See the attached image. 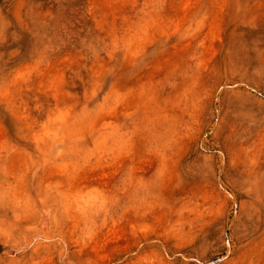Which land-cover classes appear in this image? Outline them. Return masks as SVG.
<instances>
[{
  "label": "rangeland",
  "instance_id": "1",
  "mask_svg": "<svg viewBox=\"0 0 264 264\" xmlns=\"http://www.w3.org/2000/svg\"><path fill=\"white\" fill-rule=\"evenodd\" d=\"M67 1L0 0V264H264V0Z\"/></svg>",
  "mask_w": 264,
  "mask_h": 264
},
{
  "label": "trees",
  "instance_id": "2",
  "mask_svg": "<svg viewBox=\"0 0 264 264\" xmlns=\"http://www.w3.org/2000/svg\"><path fill=\"white\" fill-rule=\"evenodd\" d=\"M40 1H49L52 0H40ZM83 0H68V5H65L64 3L61 4L60 7H58L57 3H53L54 11L52 17L49 19H46L41 23V25L45 26V28L48 31H53L56 28H59V26L54 25V23H63L65 20V23H68L69 26H67V29L71 31L70 38L72 40H76V34L81 35L83 32L86 31L88 27V22L86 19V16L83 12ZM62 19V20H61ZM61 32V31H60ZM39 33V35H34ZM43 34L41 30L39 31H29V30H23V43L29 42L31 43L34 38L40 37ZM30 44L27 46L29 47ZM3 250L2 245L0 244V252Z\"/></svg>",
  "mask_w": 264,
  "mask_h": 264
}]
</instances>
